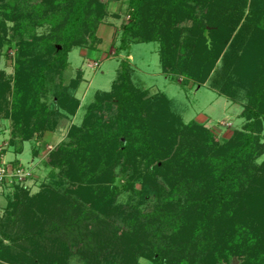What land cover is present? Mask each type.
<instances>
[{
    "label": "trees",
    "instance_id": "obj_1",
    "mask_svg": "<svg viewBox=\"0 0 264 264\" xmlns=\"http://www.w3.org/2000/svg\"><path fill=\"white\" fill-rule=\"evenodd\" d=\"M26 1L35 3L30 13L19 17L20 56L13 91L6 79H0V116L13 122L12 146L17 139L30 141L43 131L41 125L50 109L42 96L49 92L50 75L66 70L69 55L76 49L95 48L97 28L107 16L100 0ZM128 13L130 21L122 26L117 51L126 58L120 61L110 91L95 94L101 105H112L117 115L102 131L104 139L64 144L53 153V166L62 175L60 186L66 182L70 186H51L40 199L32 200L31 205L39 208V214L32 216L39 231L55 236L74 232L80 224V238L103 235L97 244L92 240L79 248L83 264H108L109 260L140 264V259L153 264L166 259L167 264H175L180 252L186 258L190 254L202 257L192 264H208L211 245L212 260L236 246L243 251L245 264H264V160L257 163L264 156V111L260 107L264 106V0H129ZM30 21L32 27L27 25ZM45 25L50 32L37 35L36 29ZM87 32L93 44L84 39ZM150 43L159 45L163 72L174 82L183 77L182 85L193 81L197 86L209 85L230 100H247L241 130L234 131L226 143H215L206 126L184 122L176 100L144 90L129 57L134 45ZM3 44L0 37V47ZM74 102L70 113L78 109ZM90 147L99 150L89 154ZM138 147L148 171L139 177L137 160L134 169H126V173L134 171L126 189L144 178L153 185L155 203L149 213L138 206H114L120 191L108 166L118 165L123 157L131 160L128 154L136 153ZM15 183L23 192L22 185ZM5 227H0V264L10 262L15 251L5 242L17 245L20 241L25 249L34 244L32 232L13 234V229ZM187 233L192 236L191 247L179 251L180 245L174 243ZM54 242L53 237L47 240L52 248ZM99 249L105 250L102 262L95 254ZM48 250L25 263L48 264ZM170 254L176 255L170 260Z\"/></svg>",
    "mask_w": 264,
    "mask_h": 264
},
{
    "label": "rangeland",
    "instance_id": "obj_2",
    "mask_svg": "<svg viewBox=\"0 0 264 264\" xmlns=\"http://www.w3.org/2000/svg\"><path fill=\"white\" fill-rule=\"evenodd\" d=\"M100 2L106 6L107 16L102 18L103 23H100L97 28L96 41L91 39L90 33H84V39L88 44H93V41H95V44H93L95 48L76 49L69 55L67 69L63 72H56L49 77V92L42 96V99L46 100L50 114H47L46 122L41 125L43 131L37 133L34 139L30 141L17 139L15 140V146H12L13 122L11 119L0 116V163L5 167L8 166L10 171L15 170L16 168L14 169L13 166L17 164L26 172L25 178L20 181L18 178L11 177L0 183V227L6 226L7 229H13V234H20L25 230L30 231L33 233L32 240L34 241V247L27 246L26 249L19 246L20 241L17 245L5 242L8 246H12L15 251L10 262L4 260L2 264H26L25 261L36 260L38 253L40 251L46 253L48 248L51 253L48 264H83L85 261L77 254L79 248L88 246L92 243V240H95L93 241L95 244L99 239V242L102 241L103 235L101 237L99 235L88 238L78 237L81 232L80 224L74 232L73 229L72 232L70 230L72 234L70 232L57 233L55 236H50L51 233L48 234L47 232L42 234L38 229V221L35 217H32L34 212L39 211V208L31 205L33 199H40L51 186L62 189L70 186V183L67 182L65 186H60L62 175L60 170L53 166V153L64 144L81 143L85 139L91 144L93 137L104 139L102 136H106V133L102 134V131L110 126L111 119H114L117 115L112 105H101L95 94L98 91H110L112 82L120 68V61L126 58V54H119L117 51L122 26L130 21L128 13L129 0H100ZM34 3L26 0H0V37L4 39V44L0 47V79L4 78L11 84L12 89L10 92L14 88L16 64L20 56V36L17 34V29L22 20L19 17L23 12L30 13L31 6ZM33 24V21L27 22L28 27H32ZM209 29L212 28L209 27ZM49 32L50 26L48 25L36 29V34L40 36ZM29 35L25 37L28 38ZM57 48L60 50V47ZM158 50L159 45L157 43L134 45L131 50L129 60L132 67L136 69V81L144 90H148L151 94L162 92L176 100L184 122L186 124L195 122L206 126L210 133V140L215 143H226L234 131L241 130L245 123L242 113L248 105L247 100H244V103L241 102L242 100H230L228 97L219 95L209 85L197 86L193 81L182 85L183 77L174 82L171 75L169 77L163 72ZM81 72L83 77L80 76ZM62 94L65 96L63 99L65 105L62 104L60 99L63 96ZM74 100L78 102L79 106L74 113H70V107H74ZM260 107L261 111H264V106ZM73 131H75V134L74 137H71ZM97 150H99V147H90L88 153L93 154ZM141 151L142 148L138 147L136 153L128 154V156H131V160L123 157L118 165L108 166V169L114 176L116 186L120 191L118 196L116 195L114 206H123L126 209L130 208L129 206H138L139 210L149 213L152 210L150 207H153L155 203V196L152 192L153 185L146 183L144 178L136 181L133 188L126 189L134 173V171L126 173V169H129V167L134 169V165H138L137 160H139L138 169H141L139 177L143 173L141 177L143 178L148 171L146 163L141 157ZM132 156H134V159ZM137 156H139V159H137ZM241 159L244 163V156ZM263 160L264 156L257 159V163L262 164ZM122 166H125L124 174L122 173L124 169ZM160 166L161 164H159ZM88 180L84 181L85 184ZM15 182L22 185L23 192L20 193L16 189ZM90 182H92V179H90ZM18 200H23L22 204L20 202L18 206H15V209L12 208V204H17ZM37 214L39 213L36 212ZM80 219L79 222L84 224L82 218ZM1 221H4L3 224ZM67 222L69 224L70 220H67ZM127 230L129 229L127 228ZM206 233L207 231L204 230L203 234ZM119 236L123 237V233H120ZM49 237L55 238L53 248L47 243ZM79 238L80 242L76 243V239L79 240ZM179 238L174 245L176 243L180 245L178 247L179 251H182L186 246V251H188L191 247V242L189 243L192 238L191 234L187 233L179 236ZM164 243L169 249L170 243L168 241ZM118 244H121V241ZM98 245L100 246L99 243ZM42 248L44 250H41ZM119 248L121 249L122 246H119ZM217 248L218 244L215 243V250ZM209 250L211 256L208 264H245L244 253L239 247L235 246L214 260H212L215 252L213 245ZM95 254L96 257L98 256V260L102 262L105 250L99 249ZM20 255L22 260L19 261ZM175 255L170 254V260ZM183 255L182 252L177 255L175 264H192L193 260L201 257L198 254H190L187 258L186 255ZM177 259L182 260V263H178ZM199 260H203L202 257ZM139 261L140 264H153L149 259H140ZM109 262L108 264H116L117 261L112 263V260H109ZM162 264H167V260L163 259Z\"/></svg>",
    "mask_w": 264,
    "mask_h": 264
},
{
    "label": "built area",
    "instance_id": "obj_3",
    "mask_svg": "<svg viewBox=\"0 0 264 264\" xmlns=\"http://www.w3.org/2000/svg\"><path fill=\"white\" fill-rule=\"evenodd\" d=\"M23 170L17 169V170L10 171L9 168L0 164V183H2L5 180H8L11 177L18 178L19 181L22 180L23 178H25V173H26Z\"/></svg>",
    "mask_w": 264,
    "mask_h": 264
}]
</instances>
